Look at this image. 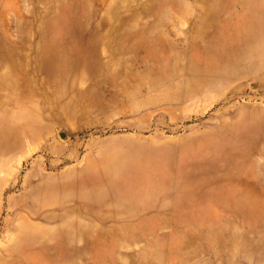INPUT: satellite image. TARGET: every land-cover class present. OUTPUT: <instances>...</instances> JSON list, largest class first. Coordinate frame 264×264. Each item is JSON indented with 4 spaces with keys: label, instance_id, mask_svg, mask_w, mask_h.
Segmentation results:
<instances>
[{
    "label": "rangeland",
    "instance_id": "1",
    "mask_svg": "<svg viewBox=\"0 0 264 264\" xmlns=\"http://www.w3.org/2000/svg\"><path fill=\"white\" fill-rule=\"evenodd\" d=\"M263 41L264 0H0V264H264Z\"/></svg>",
    "mask_w": 264,
    "mask_h": 264
},
{
    "label": "bare ground",
    "instance_id": "2",
    "mask_svg": "<svg viewBox=\"0 0 264 264\" xmlns=\"http://www.w3.org/2000/svg\"><path fill=\"white\" fill-rule=\"evenodd\" d=\"M262 49H263V52H264V41H263V44H262ZM22 133V132H21ZM23 135V134H22ZM28 136V132H24V135H23V138H26ZM22 138V139H23Z\"/></svg>",
    "mask_w": 264,
    "mask_h": 264
},
{
    "label": "water",
    "instance_id": "3",
    "mask_svg": "<svg viewBox=\"0 0 264 264\" xmlns=\"http://www.w3.org/2000/svg\"><path fill=\"white\" fill-rule=\"evenodd\" d=\"M65 134L64 133H61V136H64Z\"/></svg>",
    "mask_w": 264,
    "mask_h": 264
}]
</instances>
